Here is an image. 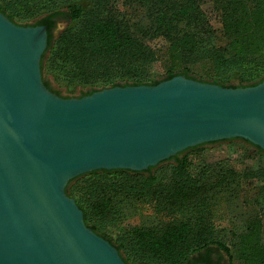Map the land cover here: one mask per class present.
Returning a JSON list of instances; mask_svg holds the SVG:
<instances>
[{
  "label": "water",
  "instance_id": "water-1",
  "mask_svg": "<svg viewBox=\"0 0 264 264\" xmlns=\"http://www.w3.org/2000/svg\"><path fill=\"white\" fill-rule=\"evenodd\" d=\"M47 44L46 25L0 10V264H127L66 193L79 174L145 170L235 137L264 150V78L224 86L176 74L63 97L42 79Z\"/></svg>",
  "mask_w": 264,
  "mask_h": 264
},
{
  "label": "trees",
  "instance_id": "trees-1",
  "mask_svg": "<svg viewBox=\"0 0 264 264\" xmlns=\"http://www.w3.org/2000/svg\"><path fill=\"white\" fill-rule=\"evenodd\" d=\"M60 1L61 4L64 2L0 0V10L15 23H18L14 18V12H17L15 9L26 8V11L33 13L44 10V15L34 24L48 26L47 48L51 52L63 50L67 72L71 78L88 79L97 86L156 84L176 74L196 78L190 74V67L194 63H198L205 73L213 75L210 82L224 86L256 84L264 78L262 76L253 80L264 68V0H212L227 38L225 45L217 43L215 28L201 7V0H121L120 7L116 0H91L93 4L90 10H85L83 4L76 0H66L70 4L64 9L58 4ZM136 4L144 12L139 16H131L127 13L126 6ZM65 14L73 20L80 19V22L69 28L68 34L61 35L60 40L65 46L55 49L53 17ZM157 40L165 43L167 73L163 78L151 79L149 70L158 54L152 45ZM231 79L238 83L230 84ZM44 82L48 84L46 80ZM92 91L94 90L85 94ZM249 143L264 154V150L258 145ZM203 145L188 147L166 159H174V167L178 170L176 176L165 178L153 172L155 166H149L141 171L96 169L72 178L68 184L77 177L99 171L111 175L108 181L90 182L83 201L75 199L83 210L85 223L115 245L124 261L131 264L123 255L122 244L99 231L94 223H89L87 216L110 220L117 217L115 214L126 215L114 207L113 197L126 199L133 196L136 200H151L157 205L166 203L173 208L183 204L190 205L192 198L214 183L213 171H208L209 167L205 173L191 172L185 168L186 155L181 154ZM220 171L221 175L216 181L227 178L231 170ZM139 174L145 176L143 180L132 181L127 177ZM65 191L72 196L67 189ZM211 215L210 211L195 215L184 214L147 227L134 226L128 232V243L143 254L162 257L167 264H194L200 261L213 264L210 258L214 252L223 260L224 255L231 260L234 257L231 247L213 235ZM235 253L244 264H264L260 217L247 221L245 229L239 235ZM223 264H226L225 260Z\"/></svg>",
  "mask_w": 264,
  "mask_h": 264
},
{
  "label": "rangeland",
  "instance_id": "rangeland-1",
  "mask_svg": "<svg viewBox=\"0 0 264 264\" xmlns=\"http://www.w3.org/2000/svg\"><path fill=\"white\" fill-rule=\"evenodd\" d=\"M76 1L82 3L85 10H90L93 4L91 0ZM120 2L121 0H116V4L119 7ZM59 3L60 6H63L61 8L64 9L70 4L66 0L62 4L61 1ZM201 7L215 28L217 43L225 45L227 38L223 33L220 17L213 8V1L201 0ZM126 10L131 16H139L144 12V9L137 4L126 6ZM15 11L17 12H14V18L18 23L24 25L34 24L45 13L44 10H38L36 13H33L26 11V8H18ZM55 18H58V20L55 28L52 30L53 46L55 49H59L65 46V43L60 40L61 35L68 34L69 28L71 29L78 24L80 19L73 20L68 14ZM153 44L152 46L157 49L158 54L157 60L153 62L149 70V75L151 79H159L165 77L167 73L166 54L164 52L165 43L157 40ZM45 50V56L41 64L42 78L55 91H59L57 94L63 97H79L90 90L110 86H97L88 79L71 78L67 72V62L63 50L51 52L49 47ZM190 69V74L198 79L210 81L213 78V75L205 73L198 63L192 64ZM262 76H264V68L254 76L253 80H258ZM229 83L237 84L238 81L231 79ZM183 154L186 155L185 168L191 172L205 173L209 167L208 171H213L212 179L214 183L208 186L209 188L206 191L192 198L190 205L183 204L182 206L173 208L166 203L157 205L151 200H136L133 196H128L126 199L113 197L112 203L115 201L114 207L120 212H125L126 215H122V213L121 215L115 214L117 217L110 220L87 216L88 222L94 223L99 231L104 232L115 242L122 244L121 250L123 255L131 264H167L162 257L143 254L135 247L129 245V230L134 226L147 227L159 221L179 218L184 214L195 215L210 211L212 213L210 220L214 226L213 235L225 241L231 247L234 255L231 260L227 255H224L225 263L244 264V261L236 255L235 246L240 233L245 229L249 219L256 216L260 217L262 222V239L264 242V154L258 152L245 139L238 137L206 143L201 148L187 150L181 155ZM174 166V159L163 160L155 165L153 172L165 178L176 176L178 170ZM225 169L231 170L230 175L227 178H220V180L216 181L221 175L220 170ZM127 177L132 181H140L145 176L139 174ZM110 178L111 175L99 171V173L75 178L69 184L67 183L65 189H67L74 199L83 201L86 187L90 182L102 183L108 181ZM215 183H217V186H215ZM118 216L124 218H118Z\"/></svg>",
  "mask_w": 264,
  "mask_h": 264
},
{
  "label": "flooded vegetation",
  "instance_id": "flooded-vegetation-1",
  "mask_svg": "<svg viewBox=\"0 0 264 264\" xmlns=\"http://www.w3.org/2000/svg\"><path fill=\"white\" fill-rule=\"evenodd\" d=\"M57 20H58V18L53 17V21L54 22H53L52 30L55 28V26L57 24ZM40 25H46V24H40ZM47 28H48V26H47ZM47 31H48V29H47ZM47 85L49 86V88L51 90H54L49 84H47ZM82 95H84V94H82ZM212 142H215V141H212ZM207 143H210V142H207ZM203 144H206V143H203ZM210 259H211V261H212L213 264H223V262H224V260L222 258H220L215 252L211 254V258Z\"/></svg>",
  "mask_w": 264,
  "mask_h": 264
}]
</instances>
